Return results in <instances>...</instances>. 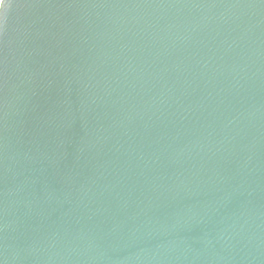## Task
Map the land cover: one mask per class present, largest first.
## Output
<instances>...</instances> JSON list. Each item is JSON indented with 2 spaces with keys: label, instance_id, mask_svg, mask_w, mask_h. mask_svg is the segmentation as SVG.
<instances>
[{
  "label": "water",
  "instance_id": "95a60500",
  "mask_svg": "<svg viewBox=\"0 0 264 264\" xmlns=\"http://www.w3.org/2000/svg\"><path fill=\"white\" fill-rule=\"evenodd\" d=\"M0 264H264V0H4Z\"/></svg>",
  "mask_w": 264,
  "mask_h": 264
},
{
  "label": "snow or ice",
  "instance_id": "6c2138e0",
  "mask_svg": "<svg viewBox=\"0 0 264 264\" xmlns=\"http://www.w3.org/2000/svg\"><path fill=\"white\" fill-rule=\"evenodd\" d=\"M4 3V0H0V4Z\"/></svg>",
  "mask_w": 264,
  "mask_h": 264
}]
</instances>
